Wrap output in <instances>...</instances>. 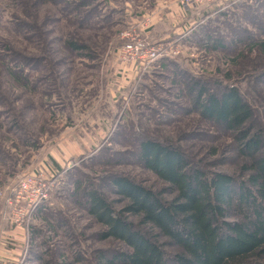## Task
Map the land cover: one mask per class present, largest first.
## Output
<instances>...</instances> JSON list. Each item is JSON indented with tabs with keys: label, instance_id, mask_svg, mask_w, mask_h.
<instances>
[{
	"label": "rangeland",
	"instance_id": "obj_1",
	"mask_svg": "<svg viewBox=\"0 0 264 264\" xmlns=\"http://www.w3.org/2000/svg\"><path fill=\"white\" fill-rule=\"evenodd\" d=\"M56 1L0 0V191L29 172L55 182L42 206L47 211L38 209L19 233L0 219V264H62L67 255L95 262L98 250H117L98 239L100 227L73 190L79 182L118 201L106 191L117 174L171 200L168 187L132 158L143 138L179 146L207 173H236L247 164L234 135L194 111L190 85L214 93L236 87L254 114L246 129L264 138V16L255 5L261 0H239L224 12L203 7L187 31V21L176 28L161 21L165 30L185 31L180 54L123 87L113 85L108 68L113 58L120 66V33L153 13L165 19L178 0H84L70 11L82 0ZM247 13L258 21H247ZM61 220L70 232H47Z\"/></svg>",
	"mask_w": 264,
	"mask_h": 264
},
{
	"label": "trees",
	"instance_id": "obj_2",
	"mask_svg": "<svg viewBox=\"0 0 264 264\" xmlns=\"http://www.w3.org/2000/svg\"><path fill=\"white\" fill-rule=\"evenodd\" d=\"M261 1L255 5L264 16ZM76 4L84 6V0L71 2L67 10ZM246 17L258 21L256 15ZM244 34L252 41L250 34ZM259 45L264 51V41ZM197 88V84L189 87L194 111L201 120L231 132L239 156L249 162L236 173H207L179 146L141 139L132 158L165 184L173 198L165 200L162 193L117 174L107 178L106 189L119 198L115 202L103 190L82 189L76 182L73 192L81 195L83 209L100 227L98 239L119 248L98 250L95 262L67 255L62 264H264V138L246 129L254 114L236 87L218 93ZM42 206L40 214L47 211ZM47 227V232L56 233L69 226L61 220Z\"/></svg>",
	"mask_w": 264,
	"mask_h": 264
},
{
	"label": "built area",
	"instance_id": "obj_3",
	"mask_svg": "<svg viewBox=\"0 0 264 264\" xmlns=\"http://www.w3.org/2000/svg\"><path fill=\"white\" fill-rule=\"evenodd\" d=\"M237 1L239 0H178V7L184 14L192 15L203 7L222 8L223 11L224 6L231 8ZM158 20L157 14L147 15L139 24L120 33L116 53L120 66L132 68L138 75L156 66L161 59L180 54L178 41L156 43L150 39L148 31ZM54 183L53 177L48 178L42 172L21 174L15 184L0 191V219L7 218L15 227H23L48 202L55 188Z\"/></svg>",
	"mask_w": 264,
	"mask_h": 264
},
{
	"label": "crops",
	"instance_id": "obj_4",
	"mask_svg": "<svg viewBox=\"0 0 264 264\" xmlns=\"http://www.w3.org/2000/svg\"><path fill=\"white\" fill-rule=\"evenodd\" d=\"M170 9V13L165 15V19H163V17L160 15L159 20L157 21V23L154 25V27H152L148 32L150 35V39L152 41H155L156 43L158 42H164V41H168L169 39H172L175 36L179 37L176 41H178L179 43H183L184 41H182L186 34L182 35L185 31L188 30V28L190 27V25H192L191 23H193V19L194 17L197 19L198 16L196 14H184V12L180 9V8H169ZM219 12H224L221 9L219 10ZM209 14V13H207ZM153 15H156L153 13ZM159 15V14H157ZM199 18H203V16H200ZM172 20L175 22H172ZM161 21H163L164 23L167 22L169 26L176 28L175 25L177 24L179 26V24H184L186 21V24L182 25L183 29L185 30L184 32L182 31V34H179L180 28L179 29H175V31H171L170 30H165V25L164 23H162ZM187 24L189 25V27L187 26ZM190 33V32H189ZM188 34V32H187ZM182 35V36H181ZM180 43V44H181ZM116 60L114 62V58H113V62L109 64L108 68H109V73L111 74L113 72V85L117 86V87H123L127 84L132 83L135 80L141 79L143 76H145V74H148L150 71H152V69L155 68H149L144 72H141V74L139 73L138 75H136V72L132 69V68H125L122 66H117L118 64L116 63ZM150 72V73H151ZM16 230L14 231L17 232L18 227H15ZM19 233V232H17Z\"/></svg>",
	"mask_w": 264,
	"mask_h": 264
}]
</instances>
